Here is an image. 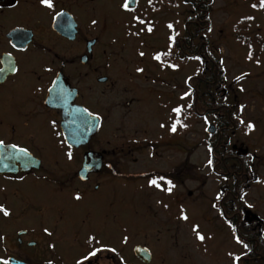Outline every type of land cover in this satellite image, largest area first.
Wrapping results in <instances>:
<instances>
[{"label": "flooded vegetation", "instance_id": "obj_1", "mask_svg": "<svg viewBox=\"0 0 264 264\" xmlns=\"http://www.w3.org/2000/svg\"><path fill=\"white\" fill-rule=\"evenodd\" d=\"M126 2L128 9L123 7ZM258 3L253 10H263L259 7L261 1ZM52 4L48 8L41 0H0V140L4 142L0 145V205L10 213L5 216L0 212V261L175 264L180 260L177 253L172 257L166 251L169 257H165L152 244L135 243L133 238L117 239L110 222L119 219L121 207H129L130 189L122 190L137 182L126 166L130 164L127 159L132 149L142 145L137 139L142 124L137 114L144 113L147 105L157 107L160 114L163 112V94L159 92V86L164 83L163 70L176 71L163 65L162 53L172 49L176 55L182 34L172 21L161 27L160 17L179 16L180 8H186L182 14L187 21L184 26L189 28L188 23L194 22L196 14L201 16L202 2L52 0ZM137 29L143 33L137 34ZM211 29L208 22L200 25L198 31L187 30L188 37L181 40L182 49L195 51V36L210 34ZM130 41L131 51L126 54L124 48ZM208 43L207 37L204 38L202 45L207 47ZM257 53L254 64L260 70L264 62L257 58L261 52ZM157 55L160 60L155 59ZM245 59H251L249 51ZM260 71L258 78L263 80L264 71ZM258 97L263 104L264 88ZM173 109H167L164 116L169 120L165 128L171 136L179 131V124L175 132L170 130L178 119ZM64 113L89 116V126L101 119V126L85 145L71 148L63 134ZM134 116L137 118L133 120ZM129 124L128 130L124 128ZM146 144L147 141L143 142ZM20 149H26L27 155ZM107 149H112V156ZM89 152L104 154L103 169L83 179L80 170ZM160 176L174 185L171 193L162 190L167 188L164 181L158 188L162 201L169 202L168 207H162L174 213L180 203L177 175L171 172L144 178L150 181ZM244 176L256 177L252 171L241 172L237 180ZM118 179L123 181L119 183ZM221 193L214 209L225 218L238 247V252L229 257L230 262L245 264V260H252L259 264L263 256L258 252V240L261 237L264 241V222L259 225L250 216L245 224L246 210L238 188L223 189ZM77 195L80 199H76ZM117 201L121 203L118 211ZM84 214L96 225L92 235L63 238L62 230V237L57 236V228H63V223L74 230ZM245 225L250 227L248 233H244ZM254 235L257 237L252 244L250 236ZM245 241H249L247 247L255 249L254 255L246 258L242 251ZM66 243L69 251L73 248L77 251L64 252ZM137 246L149 249L150 253L146 252L145 258L140 259L135 254ZM92 251L95 255L85 260ZM218 255L221 260L219 252Z\"/></svg>", "mask_w": 264, "mask_h": 264}, {"label": "rangeland", "instance_id": "obj_2", "mask_svg": "<svg viewBox=\"0 0 264 264\" xmlns=\"http://www.w3.org/2000/svg\"><path fill=\"white\" fill-rule=\"evenodd\" d=\"M259 1L261 0H213L212 4H209L212 29L211 33L207 34V39L209 50L221 61L226 72L224 89L227 90V101L231 102V99L237 97L238 116L240 114L243 121L238 128L231 127L228 144L230 147L235 145L237 152L253 158L252 171L259 177L257 181L252 179L244 192L241 191V204L264 220V103L258 100V93L264 88V79L259 80L258 73L260 70L264 71V64L260 70L254 64L257 52H261L257 58L264 62V51L259 50L261 48L258 42L264 41V8L261 11L252 9V4L257 5ZM184 10L187 9L180 8L179 16L160 17L163 19L160 26L172 21L182 33L186 20V16L182 14ZM237 29H240L241 33L244 32L253 42L251 59L248 61L245 59L248 48L238 40L240 34ZM137 31V34L143 33L139 29ZM130 43L131 41L124 48L126 54L131 51ZM175 68L174 72L168 68L163 70L164 83L159 86V92L163 94V112L160 114L157 107L147 105L144 113L141 111L137 114L141 117L139 124L142 122L137 139L142 145L132 149V154L127 159L130 164L126 165L132 176L137 177V182L122 190L123 192L130 189L128 209H123L124 207L119 205L121 203L116 202V210L121 207L122 212L119 213L118 220L110 222L113 236L117 239L133 238L135 243L152 244L153 247L160 248L165 257L168 256L166 251L172 253V257L177 253L180 260L175 264H232L229 257L238 252V247L225 220L214 209V203L221 190L227 186L220 176L213 174L211 165L208 164L212 157L206 146L209 137L207 129L210 125H216L212 121L214 118L200 114L191 119L187 118L186 127L179 128L173 136L169 135L168 129L165 128L166 121H169L164 118L167 109L187 107L192 98L188 79L202 70V65L198 60L191 58L179 63V68L175 65ZM219 96L223 98L222 93H219ZM135 118L137 117H132L133 120ZM249 123L254 125V128L249 129ZM130 124L124 128L128 130ZM133 126L138 128V125ZM117 128L115 125V129ZM145 141L147 144L143 145ZM107 151H111L112 156V149ZM171 172L176 173L179 186L180 203L174 213L171 209L164 210L161 205L168 207L169 202L162 201L161 204V192L155 186H148V179L144 178L147 175H165ZM122 181L118 179L119 183ZM190 192L193 195H189ZM78 207L80 208V205ZM183 215L187 216L186 220L182 218ZM95 229L93 220L84 214L74 230L63 223V228H57L56 234L61 238L63 230V238L87 237V234L92 235ZM197 232L205 239H198ZM216 249L221 255V260ZM63 251L74 253L77 249L69 251L66 243ZM242 251H245L244 248Z\"/></svg>", "mask_w": 264, "mask_h": 264}, {"label": "trees", "instance_id": "obj_3", "mask_svg": "<svg viewBox=\"0 0 264 264\" xmlns=\"http://www.w3.org/2000/svg\"><path fill=\"white\" fill-rule=\"evenodd\" d=\"M201 2L202 8L204 9L201 12V16L199 17V15L196 14L194 22L188 23L190 29L186 28V31H191L194 29L198 31L200 25H204L208 22H210V25H212V22L210 20L209 4H212L213 0H201ZM203 39V33L197 34L195 36V51H191L186 55L185 52H182L181 50L182 38L178 43V48L180 51L179 60L181 62L194 56L196 58L199 57V60L203 63H205L206 61L213 63L204 64L202 70L198 71L195 76H192L189 79L192 98L190 100V103L186 107V110L182 109V112L187 111L188 116H190V114H205L208 116H213L214 122L216 123L218 129L217 133L213 136H209L207 140V146L209 149H211L212 153V170L216 171L217 175L222 177V179L225 181L224 184L226 186H229V188L233 189H242L241 191L244 192L245 187L250 184L252 178H250V176H244L242 180H237V178L239 177V173L241 172L249 174V172L252 171L251 161L247 155H240L236 150H234L233 147H230V145L228 144V140L230 139V130H232L234 126L237 128L240 126L238 110L234 105L229 107L230 109H227V111L225 109L227 107L222 106L223 101L219 96V92L223 83L226 81V72L221 61L213 55L208 47H204L202 45ZM238 40L249 46L250 48L253 47V42H251L248 38L246 39L243 36H238ZM258 42L260 46H264V43L261 40H259ZM171 58L172 55L169 56V59ZM169 59H165V57H163V60H165L166 62H169ZM205 66L208 67L207 70L205 69ZM182 112L179 115L181 124H183ZM225 128H227V130ZM249 228L250 227L248 225H245L244 233H248ZM254 237L256 238L257 235H254L253 237L250 236L252 244ZM245 243H249V241H245ZM258 252L261 256H263V258L258 260V262L259 264H264V241H262L261 237L258 240ZM254 253L255 249L252 246H248L246 252L247 256L245 255V258L248 256H253ZM245 264L255 263L252 262V260H245Z\"/></svg>", "mask_w": 264, "mask_h": 264}, {"label": "water", "instance_id": "obj_4", "mask_svg": "<svg viewBox=\"0 0 264 264\" xmlns=\"http://www.w3.org/2000/svg\"><path fill=\"white\" fill-rule=\"evenodd\" d=\"M89 116H81L79 113L70 115L64 113L63 115V133L67 142V145L71 148L78 147L79 145H85L89 139L97 133L101 122L97 121L92 126L88 125ZM84 120V122H80ZM209 134L215 133V127L211 126L208 129ZM103 167V155L98 153H87L84 157L83 167L80 170V176L86 179L89 173H95L101 171ZM148 252L146 249L141 247L136 248L135 253L140 259L145 258V253Z\"/></svg>", "mask_w": 264, "mask_h": 264}, {"label": "snow or ice", "instance_id": "obj_5", "mask_svg": "<svg viewBox=\"0 0 264 264\" xmlns=\"http://www.w3.org/2000/svg\"><path fill=\"white\" fill-rule=\"evenodd\" d=\"M41 3L44 4V5H46L48 8H52L53 7L52 0H41ZM123 7L125 9H128L127 2L123 5ZM252 7L255 8L256 5L253 4ZM260 7L264 8V0H261ZM140 22L143 23V21H140ZM93 23H95V21H93ZM169 27L171 28L172 26L169 25ZM151 30H152L151 27H149L148 28V31H151ZM141 55H143V53H141ZM155 59L160 60V55H157L155 57ZM197 59H199V57H197ZM173 67H175V65H173ZM138 71H142V69H138ZM237 79H239V77ZM185 95H187V93ZM172 111L175 112L177 114V116H179L181 114V112H182V108L181 107H177V108H174ZM241 123H243V121H241ZM178 124H181V122H180L179 119H177L176 121H174L171 124L170 130L173 131V132H175L176 129H177V125ZM181 126L186 127V125H182V124H181ZM161 127H163V125H161ZM248 128L249 129H252V128H254V125H252L251 123H249L248 124ZM3 144H4V142L2 140H0V145H3ZM12 147L13 148H16L17 146L16 145H12ZM20 151L23 152L25 155H27V150L26 149H20ZM209 151H211V149H209ZM69 156H70V154H69ZM11 158L12 159H16L15 156H13ZM208 164L209 165L212 164V160L211 159H209ZM158 180L159 181H164L167 184V188L166 189H162V190H166L167 192L171 193L174 185L172 184V181L171 180H166L165 177H163V176H160L158 179H151L149 181V185L150 186H155L156 188H161V184L158 182ZM76 199H80V196L77 195L76 196ZM0 212H3V214L5 216H8L10 214L8 212V210L5 209L2 205H0ZM182 218L186 220L187 219V216L186 215H183ZM196 227H198V226H196ZM196 227H194V231L196 230ZM47 231L48 230L45 229V232H47ZM197 238L200 239L201 241L205 239V237L202 234H200L199 232H197ZM90 239H94V237H90ZM237 241L240 242L238 237H237ZM245 247H247V245H245ZM94 255H95V251L89 252L88 255L84 257V259L87 260L89 256H94ZM235 259L236 260H239L240 257H236ZM0 264H10V261L7 260V259H5V260L0 261ZM49 264H52V262L49 261ZM77 264H81V262L78 261Z\"/></svg>", "mask_w": 264, "mask_h": 264}, {"label": "bare ground", "instance_id": "obj_6", "mask_svg": "<svg viewBox=\"0 0 264 264\" xmlns=\"http://www.w3.org/2000/svg\"><path fill=\"white\" fill-rule=\"evenodd\" d=\"M227 94V93H226ZM228 96L226 95L225 98H222V101L225 102V103H228L229 105H234V99H231L230 101L231 102H228Z\"/></svg>", "mask_w": 264, "mask_h": 264}]
</instances>
